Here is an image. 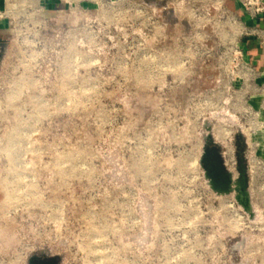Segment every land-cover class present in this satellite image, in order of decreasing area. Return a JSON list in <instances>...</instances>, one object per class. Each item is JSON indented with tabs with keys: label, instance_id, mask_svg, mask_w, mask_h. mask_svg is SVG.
<instances>
[{
	"label": "rangeland",
	"instance_id": "1",
	"mask_svg": "<svg viewBox=\"0 0 264 264\" xmlns=\"http://www.w3.org/2000/svg\"><path fill=\"white\" fill-rule=\"evenodd\" d=\"M152 8L153 30L142 20L117 31L125 15L58 12L10 33L0 264H28L39 251L62 264H214L203 138L208 126L222 142L225 127L233 156L235 136L248 142L245 116L219 93L226 82L213 64H180V19ZM258 155L248 148V159ZM250 166L261 206L264 179ZM238 219L234 211V264H260L264 224Z\"/></svg>",
	"mask_w": 264,
	"mask_h": 264
},
{
	"label": "built area",
	"instance_id": "2",
	"mask_svg": "<svg viewBox=\"0 0 264 264\" xmlns=\"http://www.w3.org/2000/svg\"><path fill=\"white\" fill-rule=\"evenodd\" d=\"M51 1L0 0V24L7 26L13 34L19 21L45 18L49 14ZM55 1L66 5L67 12L79 18L112 14L120 20V16L125 15V19L128 16L125 26L117 22L115 28L120 32L125 31V28H130L127 30L131 31L136 22L142 20L150 24L151 28L153 24L157 25L153 10L142 0ZM234 1L239 5V13L227 7L229 0H167L173 13L180 19V27L187 28L184 33L180 32V64H213L217 68L221 80L226 82L219 93L227 100L237 99L239 103L233 107H240L245 116L243 120L248 133V148L261 149L262 155L248 159L249 170L251 174L254 172L250 163L260 165L261 178L264 179V82H257L259 75L247 61L245 53L246 40L251 37L264 40V30L251 27L248 23V20L257 22L264 19V0ZM262 206L263 209L259 210L262 214L259 216L258 213V218L251 221L243 209L233 203L232 219L235 211L236 216L245 220L248 225H255L257 222L258 225L264 224V205ZM262 252L260 264H264V241Z\"/></svg>",
	"mask_w": 264,
	"mask_h": 264
},
{
	"label": "flooded vegetation",
	"instance_id": "3",
	"mask_svg": "<svg viewBox=\"0 0 264 264\" xmlns=\"http://www.w3.org/2000/svg\"><path fill=\"white\" fill-rule=\"evenodd\" d=\"M2 53L0 54V67L2 60ZM210 127L207 126V133ZM213 134V133H212ZM205 135V136H206ZM205 136L203 138V149L206 146ZM214 137V135H213ZM215 144H210V147H218L222 155V163L226 171L231 175L232 180L236 181L239 178V171L241 167V161H244L245 166L248 170V176L250 181V193H251V202L255 212V219L258 218L259 210L263 209L257 202L255 193L253 190L252 175L249 170L248 162V145L245 139L241 134L235 136L232 145L234 147L233 156L232 152L229 154V151L224 146L222 142H218L214 137ZM223 143V144H221ZM201 159V158H200ZM231 162V163H230ZM213 178L217 179V173H213ZM222 184L221 181H215V185L219 187ZM211 205L208 214V224H205L209 227L208 231L204 229V233L208 240V247L211 251V259L214 264H234V242H233V219H232V204L239 206L236 202V194L223 195L220 194L217 190L209 187ZM205 237V238H206ZM244 240L241 242V248L244 247ZM63 257L50 254L46 251L36 252L28 260V264H62Z\"/></svg>",
	"mask_w": 264,
	"mask_h": 264
},
{
	"label": "water",
	"instance_id": "4",
	"mask_svg": "<svg viewBox=\"0 0 264 264\" xmlns=\"http://www.w3.org/2000/svg\"><path fill=\"white\" fill-rule=\"evenodd\" d=\"M205 142L206 146L203 149L200 166L204 171V177L208 186L223 195H229L232 193L236 194V202L250 217V220L253 221L255 219V212L251 202L248 170L244 161H241L239 178L234 181L223 166L222 155L218 147H210V144H215L211 128L208 129V134L205 136ZM214 172L217 173V179L213 178ZM217 180L222 182L219 187L215 185V181Z\"/></svg>",
	"mask_w": 264,
	"mask_h": 264
},
{
	"label": "crops",
	"instance_id": "5",
	"mask_svg": "<svg viewBox=\"0 0 264 264\" xmlns=\"http://www.w3.org/2000/svg\"><path fill=\"white\" fill-rule=\"evenodd\" d=\"M144 4L150 8V10H153L155 7L158 9L159 13H167V11H172L170 6L168 5L167 0H142ZM227 7L239 13V5L234 0H229ZM49 14L53 15L58 12H67V6L57 2L55 0H52L49 5ZM248 23L251 27H258L262 30H264V19L252 22L248 20ZM187 30L185 26L180 27V32L183 33ZM9 36L10 31L7 26L0 24V54L3 53L4 50L10 45L9 43ZM264 39V35L262 36ZM245 53H246V59L248 62H250L256 69L259 77L257 78L258 83L264 82V40L258 37H251L248 40H246L245 43ZM3 63V60H1V64Z\"/></svg>",
	"mask_w": 264,
	"mask_h": 264
},
{
	"label": "bare ground",
	"instance_id": "6",
	"mask_svg": "<svg viewBox=\"0 0 264 264\" xmlns=\"http://www.w3.org/2000/svg\"><path fill=\"white\" fill-rule=\"evenodd\" d=\"M221 127L223 128V126H221ZM224 128H225V127H224ZM224 128H223V129L220 128V129L218 130V137H219V139L222 140V141H224V140L226 139V137H228V135H229V133H230L229 131L224 130ZM228 151H229V154H231L232 151H231L230 148H228ZM194 162H195V161H194ZM260 191H261V190H260ZM260 198H261V196H260ZM238 220H239V219H238ZM236 222H237V221H236ZM234 223H235V222H234ZM237 224H239V222H238ZM237 224H236V225H237ZM239 225H240V224H239ZM239 225H238V226H239ZM237 228H238V227H237Z\"/></svg>",
	"mask_w": 264,
	"mask_h": 264
}]
</instances>
